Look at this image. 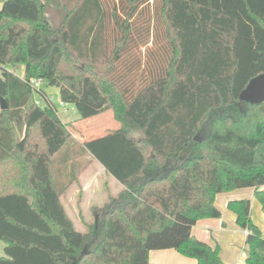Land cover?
<instances>
[{"label": "trees", "instance_id": "1", "mask_svg": "<svg viewBox=\"0 0 264 264\" xmlns=\"http://www.w3.org/2000/svg\"><path fill=\"white\" fill-rule=\"evenodd\" d=\"M154 36L157 65L126 58ZM0 67V264H148L165 248L220 264L192 234L220 216L216 194L253 187L264 212V98H240L264 74V0H2ZM30 78L117 126L78 141ZM82 155L121 184L84 232L60 198ZM227 208L247 230L246 264H264L250 200Z\"/></svg>", "mask_w": 264, "mask_h": 264}, {"label": "rangeland", "instance_id": "2", "mask_svg": "<svg viewBox=\"0 0 264 264\" xmlns=\"http://www.w3.org/2000/svg\"><path fill=\"white\" fill-rule=\"evenodd\" d=\"M1 5L2 0H0V7ZM160 39L161 37L154 36L150 39V42L147 45L143 46L139 44L138 46H135L130 53H127L125 55L126 58L137 56L138 58H140L141 64L146 65L147 62L152 65H157L158 57L162 53L160 48L163 45V42ZM2 67L11 69V66L9 64H5ZM155 68L156 67H154V69ZM142 69L139 68L138 72ZM22 70L23 65L21 64L14 69L15 73L18 76L22 75ZM41 89L45 92L47 97H51L52 104L57 109V113L62 122L71 123V125H69V130L80 142L89 139L90 137L102 135L105 130L116 127L117 125V122L113 119L112 113L110 111L100 113L90 118L80 119L72 104H67L65 106H62L60 104V98L56 86L49 85L44 80L41 84ZM34 98L39 100L41 105L44 103V100L40 96V94L35 93ZM91 131H96L97 134L91 133ZM33 134H36V132H34ZM263 152L264 144H260L257 148V156H259ZM77 168V178L80 179V183L82 185L89 186L87 190L88 195L86 196L87 192L82 194L79 193L77 186L73 185L65 192V194L62 195L61 198L67 212L73 219L76 229L83 232L85 231V227L79 220L80 218L78 217L77 213L81 212L83 217L87 219V222L95 221L96 216L98 221V214L96 213L97 210L91 209L90 211V207L95 205L99 208V206H103L105 201H107L106 185H109L111 194L116 195L121 189V184L111 175H108L106 172H104L103 168L97 161L92 160L88 156L82 155L81 157H79ZM69 193L72 194V198L69 202H67L65 200V195ZM3 248L4 242L0 239V256L4 254Z\"/></svg>", "mask_w": 264, "mask_h": 264}, {"label": "crops", "instance_id": "3", "mask_svg": "<svg viewBox=\"0 0 264 264\" xmlns=\"http://www.w3.org/2000/svg\"><path fill=\"white\" fill-rule=\"evenodd\" d=\"M23 72H24V66L22 70V75H20L21 77L23 76ZM91 133H96V131L95 132L91 131ZM261 155H264V152L261 153L259 156H257V152H256V156L258 158ZM73 185L77 186L78 192L81 194L87 192L89 187L87 185H82L80 183V179H78L77 182L71 184L61 194L60 198ZM106 188H107V192L110 191L109 185H106ZM262 189H264V184L262 185ZM87 195L88 192L86 196ZM71 198H72V194L69 193L65 195V200L67 202H69ZM242 198H247L250 200V218L252 222L260 230L261 235L264 237V212L262 210L261 204L254 195L253 187H242L226 192L217 193L214 199V204L220 211V216L198 219L196 223L192 226V234L194 235L195 238L208 243L210 246H216V245L218 246L219 255L221 259L220 264H246L245 262L246 251H245L244 241L247 234V230L239 227L236 224L235 214L227 208V202L229 200H236ZM95 208L98 207L95 205L91 206L90 211L91 209H95ZM67 214L69 215L68 212ZM77 215L80 218L79 220L81 221V223L86 228L85 222H87V219L83 217L81 212H78ZM69 217L71 218L70 215ZM194 263H195V259L186 257L172 248L153 249L149 251V255H148V264H194Z\"/></svg>", "mask_w": 264, "mask_h": 264}, {"label": "water", "instance_id": "4", "mask_svg": "<svg viewBox=\"0 0 264 264\" xmlns=\"http://www.w3.org/2000/svg\"><path fill=\"white\" fill-rule=\"evenodd\" d=\"M56 86H58V84ZM240 98L246 101H259L264 98V74H260L253 78L241 93ZM4 107V101L0 99V108ZM96 221L97 216L95 217V222Z\"/></svg>", "mask_w": 264, "mask_h": 264}, {"label": "built area", "instance_id": "5", "mask_svg": "<svg viewBox=\"0 0 264 264\" xmlns=\"http://www.w3.org/2000/svg\"><path fill=\"white\" fill-rule=\"evenodd\" d=\"M43 81H44V80H43L42 78H30V79H29V83H30V85H31L35 90H37V91L41 88V84L43 83ZM42 98H43L44 102H45V101H46V102H51V101H52V100H51V97L49 98V97L45 96V97H42ZM36 102L40 104V101L37 100V99H36ZM60 104H61L62 106L67 105V103L62 102V101H60ZM66 111H67V110H66Z\"/></svg>", "mask_w": 264, "mask_h": 264}]
</instances>
